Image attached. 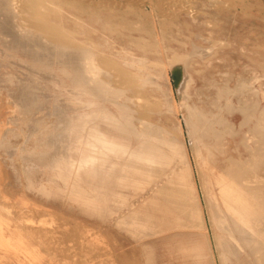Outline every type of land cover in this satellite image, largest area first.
Returning a JSON list of instances; mask_svg holds the SVG:
<instances>
[{
    "label": "rangeland",
    "instance_id": "rangeland-1",
    "mask_svg": "<svg viewBox=\"0 0 264 264\" xmlns=\"http://www.w3.org/2000/svg\"><path fill=\"white\" fill-rule=\"evenodd\" d=\"M18 10L17 23L21 28L39 34V24L43 21L60 35L62 40H57V45L90 49L95 65L103 70L96 79L110 82L115 98L124 105L128 103L137 128L151 137L162 138L163 135L169 140L174 136L172 141L183 147L181 155H186V163L182 158L174 159L158 186L166 192L168 178L190 163L192 171L185 175L189 176L188 189L196 196L200 217L194 220L182 217L181 229L170 223L159 229L160 232L167 230L161 236H149L147 233H154L153 229L145 227V231L137 226L143 223L141 215H131L122 227L115 218L106 216L102 208L101 217L94 218L92 213H80L82 208L76 202L59 200L54 194L51 197L43 192L54 176L53 171L43 166L29 180L22 155L41 156L49 152L39 141L54 129L56 118L52 117L51 107L57 99L58 104L64 99L74 101V113L80 115L113 110L102 99L74 94L76 86L58 70L53 72L55 88L52 86L50 94L46 95V91L42 93L38 87L40 80L35 79L39 74L30 71L37 76L29 74L34 76H30V80L37 87L31 88L30 84L29 90L33 89L37 95L31 93L30 100L36 98L30 102L33 111L23 113L21 109V114L20 97L23 95L22 91L20 96L17 93L27 84L25 79L29 82L30 72L14 68L17 65L13 62L29 64L30 61L0 45V264H183V258L190 261L193 258L194 264L197 259L201 264H228L240 254L249 258L247 261H253L252 254L245 253L248 250L239 252L237 246H245L249 239L228 225L232 221L229 211L221 202L219 189L211 185L209 164L206 161L204 165L201 157L208 159V155H212L216 162L211 166L216 165L215 171L224 170L227 158L230 159L228 163L235 164V159L244 163V171L253 168L256 159L242 139L257 121H264L260 120L264 119V0H38L31 10ZM201 50L208 53L202 55ZM8 77H12L14 83L8 82ZM181 83L185 85L183 93ZM129 100L131 103L126 102ZM39 108H43V113ZM192 109L205 114L215 128L226 130L215 137V141L207 140L208 152L201 148L202 154L197 152L199 137L189 133L190 124L196 122L190 117ZM257 116L259 120H255ZM40 117L43 125L38 120ZM136 118L148 124L143 125L144 121L138 122ZM35 120L37 130L31 126ZM40 126H43L41 130ZM259 129L264 130V122ZM91 140L100 144L98 136L93 135ZM261 141L256 147L261 149L262 146L260 161L264 157V137ZM137 143L132 142L130 148L135 149ZM252 143L255 146L254 139ZM158 145L170 153L167 146ZM101 147L120 153L127 161V154L122 150L102 143ZM263 163L253 170L256 172L249 177L253 181L249 185L264 188ZM127 167L137 174L135 168ZM74 172V179L83 188L100 191L84 177L81 168ZM155 186L151 188L155 190ZM151 188L144 193L143 199L149 197ZM103 193L110 195L101 187ZM258 209L264 210V203L258 204ZM263 212L259 216L247 215L244 219L264 236ZM167 219L174 222L172 215ZM169 226L173 229L169 230ZM177 232L186 240V257L185 253L182 255L184 250H179L177 242L180 239H169L168 244L159 242V238ZM222 232L231 236L233 243L219 240L216 234ZM259 245L264 246V242ZM188 250L197 255L194 253L188 258ZM197 261L196 264H200Z\"/></svg>",
    "mask_w": 264,
    "mask_h": 264
},
{
    "label": "bare ground",
    "instance_id": "bare-ground-1",
    "mask_svg": "<svg viewBox=\"0 0 264 264\" xmlns=\"http://www.w3.org/2000/svg\"><path fill=\"white\" fill-rule=\"evenodd\" d=\"M35 3L38 4V0H0V45L7 51H11L13 54L26 57L30 61L29 64H23L20 61H17V63L13 62L15 65H17L14 68H17L24 73L27 71L38 73L39 77L35 79L40 80V83L38 82V87L42 93L44 92L43 90H45L46 95L50 94L48 92L51 90L52 86L55 88V83L53 80L56 79V76L53 72L58 70L69 79L71 84L76 86V91L74 94L79 96H88L93 99H102L107 104L112 106V110L114 112L111 111V109H104L99 112L96 111L97 113L94 114L86 113L80 115L78 113H74L76 108L74 101L64 99L61 104H58L57 99V101L53 103V107H51L53 111L52 117L54 115L56 118V124L53 127L54 129L52 128L53 130L48 135L46 133L47 137L44 135L46 137L45 139L42 137L44 139L43 141H39L43 143L44 146L42 147L47 146V150L49 152H44L43 155H41V153V156L37 155L38 157L34 155V153H23L22 155V158L25 160V165L27 166L25 173L28 174L29 180H32L34 173L36 171L38 172V169H41L43 166L44 168L54 172L53 178L49 179V188H43V192L49 193L50 196L51 194H54V196H57L59 200L63 199L65 201H69L70 203L72 202L73 204L76 202L77 206L80 205L82 208L80 213L84 215L86 212L92 213L94 218L96 215L101 217L102 208L106 216L115 218L117 221L116 223L120 224L121 226L131 215H141L143 218V223L142 225L137 226H142L144 229L145 227L153 229L154 233H147L149 236L162 235V233L167 230L160 232L159 229L161 227L167 226V224L170 223H174L176 225V229H181L180 222L182 217H186L191 220L200 217L198 215V209L195 203L196 196L193 191L188 189L189 176L185 175L192 171V168L189 165L190 163L186 164L182 171L176 172L171 178H168L167 182L165 183L167 185L166 192L162 190L163 188L160 190L161 186H158L160 179L165 176V170L167 167H169L174 159L182 158L183 163H186V155H181L183 147L175 141H172L174 136H171V138L170 134L169 137L171 139L169 140L163 137V135L162 138L156 136L153 137V135L151 137L134 125L133 118L131 116L133 109L131 110V107L127 106L128 103L124 105L123 103L119 102L117 98H115V92L113 93V90H111L108 79L107 81L109 84H107L104 79L99 80V77L96 79V75H98L99 72L101 74L103 70L101 69L102 71H100V68L95 65L93 58L94 55L92 54L93 52L89 51L90 49L88 50V48L57 45L56 41L62 40L60 35L57 34L56 30L51 28L43 21H40L39 24L41 31L40 33L42 34H34L30 30L21 28L17 23V10L19 8L31 10ZM195 51L199 50L195 48ZM201 52L203 53L202 55L208 53L207 50H201ZM130 65H132V62ZM38 68L42 70H39ZM29 74L33 73L30 72L28 75ZM33 75H29V78L26 76L29 80L28 82L25 79L27 86L25 84H21L23 86L18 89L19 92L17 94L20 96L22 91L23 95L22 98L20 97L22 104L19 107L20 110L22 109L24 111L23 113H30L33 111L31 109L32 106H30V102H32V100L35 101L36 98H32V100H30L31 97H33L31 95H35V93L33 89L29 90L30 84L31 88L37 87L33 80H30L34 77ZM35 77L37 76L35 75ZM30 81H32L34 85H32ZM1 82L3 81L1 80ZM8 82L14 83V81H12V77H8ZM20 82L21 80L19 83ZM129 87H126V89L128 88L131 90ZM180 87V90L183 93V89L185 88L184 83ZM42 93L40 94L42 95ZM113 94L115 95L114 98ZM121 95L122 93L119 96ZM119 96L118 99L121 100ZM49 98L47 99V102H49ZM127 99H129V97H127ZM37 101L38 100H36V102ZM126 102H130V100ZM18 104H20V102L17 100V105ZM46 109L49 110L50 108L47 107ZM39 110L41 109L39 108ZM244 110L247 109L244 108ZM42 111L43 108L40 113H43ZM45 112L49 114V111ZM263 112L262 115H264ZM34 114L35 113H33V115ZM190 117L194 118L196 121L195 123L190 124L189 133L191 136L195 133L199 137V140L197 139L196 142H198L197 144H199L200 149L197 150V152L202 154L201 148H204L208 152L209 143L207 140H209V142L215 141V137L222 135L226 132V130L224 129L221 131L215 128L213 123H211L213 121H210L208 117L205 116V114L203 115V113H200V111L198 112L195 109L191 110ZM263 117L264 116H262V118ZM254 118L255 120L260 119L258 116ZM41 119L42 118L40 117L38 120L41 121ZM136 120L139 122L142 119L136 118ZM35 121L31 122V126L35 127L36 129V124L38 122ZM42 121L40 122L42 123L41 125L44 124ZM221 122L222 121H220V123ZM263 122L264 121L260 123V121H257L253 128H249V133L247 134L248 136L245 135L242 139L246 149L251 151L252 155H254V158L256 159L255 162H253L254 164L252 169L244 171L242 170V167L245 165L244 163H241V161H236V159L234 161L235 164L228 163L230 159L227 158V160L224 161V170L215 171L216 165L211 166L213 165V161H215L214 157L212 155H208V159L201 157V159L203 158L202 163L204 162V165H207V162L209 164V167L207 168L210 169L209 180L211 185L219 189L221 202L229 211L228 216L232 221L231 225L229 222L228 225L233 226L237 233L245 236L246 240L249 239V241H246L245 246H237V248L240 253H243L244 250H248L245 251V253H251L253 261H247L249 258L246 259L244 258V255L240 254L236 257L235 261H230L228 264H264V246L259 245L260 243L264 242V236L261 235L263 233L257 228L255 229L250 221L247 222V220L244 219V217L247 215L259 216V214H261L260 212L264 211L263 209L260 211L258 209V204L264 203V188H257L251 186V184H248L252 181L249 179V177L251 174L254 175L256 172L253 170H255L256 167H259V164L263 163L264 160L263 156L262 160H259L262 146L261 149L258 146L260 150L258 148L257 149L259 151L256 149L257 144H260L262 142L261 139L264 137V130L261 131L259 129ZM143 123L148 124L145 121L141 124ZM151 124L152 123H150V125ZM32 127L31 130L33 129L34 132H36ZM41 127L43 126H40V130L42 129ZM159 132H161V130ZM167 132L165 133L167 134ZM29 133L30 131H28V134ZM155 133H157V131H155ZM237 134L238 133H236V135ZM93 135L100 138V144H97L91 140ZM253 139L255 141V146L254 143H252ZM134 141L138 142V145L132 150L130 148V144ZM101 143L122 150L127 154V161L125 162L120 153H117L113 150H106L101 147ZM159 143L167 146L170 153L167 154L158 145ZM249 160L250 159L247 161L249 162ZM126 164L135 168L137 174L130 171ZM77 168H81L84 172V177L95 184L100 191L86 190L83 188L81 184L76 179H74V171H76ZM244 183L247 185H244ZM154 185H156L155 190H153ZM101 187L104 188V190H108L110 195L106 196L105 193L101 194ZM149 188L152 189H150L152 192H150V195L147 199H143L144 193ZM49 194H47V196H49ZM210 199L214 198L211 197ZM249 208L251 209L249 210ZM246 209H248V211ZM170 215L174 217V222L167 219ZM172 229L173 228L170 227L169 230ZM15 230L17 233V228ZM183 236L184 235L181 234V232H177L171 236L161 239L159 238V242L162 244H168L170 242L169 239H175L176 241L177 239H180L177 244L180 246V251L184 250L182 255L185 253L184 257H186V248H188V246L186 247L187 243L185 244L186 240ZM216 236L219 237V240L232 242L231 236L226 233H217ZM145 239H147V235ZM142 241H144V239H142ZM194 253H192L190 250L188 258H190V255L193 257ZM190 259H192V261L183 258V264H194L193 258ZM197 263H200V261H197Z\"/></svg>",
    "mask_w": 264,
    "mask_h": 264
}]
</instances>
